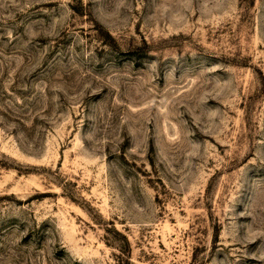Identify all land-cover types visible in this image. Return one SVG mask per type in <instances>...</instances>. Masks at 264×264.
Wrapping results in <instances>:
<instances>
[{
    "label": "rangeland",
    "instance_id": "1",
    "mask_svg": "<svg viewBox=\"0 0 264 264\" xmlns=\"http://www.w3.org/2000/svg\"><path fill=\"white\" fill-rule=\"evenodd\" d=\"M0 264H264V0H0Z\"/></svg>",
    "mask_w": 264,
    "mask_h": 264
}]
</instances>
